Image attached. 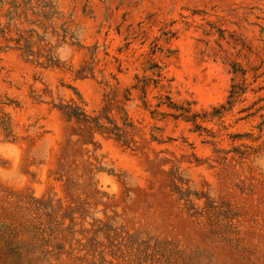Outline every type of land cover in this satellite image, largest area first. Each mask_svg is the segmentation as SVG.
<instances>
[{
    "label": "rangeland",
    "instance_id": "1",
    "mask_svg": "<svg viewBox=\"0 0 264 264\" xmlns=\"http://www.w3.org/2000/svg\"><path fill=\"white\" fill-rule=\"evenodd\" d=\"M0 264H264V0H0Z\"/></svg>",
    "mask_w": 264,
    "mask_h": 264
},
{
    "label": "trees",
    "instance_id": "2",
    "mask_svg": "<svg viewBox=\"0 0 264 264\" xmlns=\"http://www.w3.org/2000/svg\"><path fill=\"white\" fill-rule=\"evenodd\" d=\"M235 90L236 89L234 87H232V91L230 93V97H234L236 95L237 92Z\"/></svg>",
    "mask_w": 264,
    "mask_h": 264
}]
</instances>
